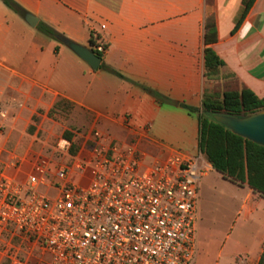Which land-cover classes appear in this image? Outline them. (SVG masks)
Wrapping results in <instances>:
<instances>
[{"label": "crops", "instance_id": "obj_1", "mask_svg": "<svg viewBox=\"0 0 264 264\" xmlns=\"http://www.w3.org/2000/svg\"><path fill=\"white\" fill-rule=\"evenodd\" d=\"M13 1L38 18L32 28L0 1L1 60L9 62L0 67V104L11 111L6 129L22 135L28 127L33 132L29 135L32 143L24 151L14 150L20 158L42 153L51 158L52 165L68 163L66 157L54 160L35 143L45 120L58 111L74 110L89 127L83 132H65L63 137L69 133L71 139H61L73 143L96 129L109 141L127 144L141 135L142 126L151 124L148 139L138 143L150 160L175 151L195 156L199 152L198 121L184 106L201 107L204 22L209 15L216 22L217 40L211 45L215 53L241 85L264 97V0L254 1L234 31L243 0H214L212 5L206 0ZM40 22L94 52L97 46L107 45L101 64L120 77L99 68L92 70L59 40H41ZM13 61L16 67L10 65ZM59 100L70 106L51 114ZM2 159L7 160V155ZM238 186L247 190L238 213L245 218L258 215L264 221V196L246 185ZM205 242L210 244L212 237L207 235ZM262 254L264 236L258 256L248 260L258 264Z\"/></svg>", "mask_w": 264, "mask_h": 264}, {"label": "built area", "instance_id": "obj_2", "mask_svg": "<svg viewBox=\"0 0 264 264\" xmlns=\"http://www.w3.org/2000/svg\"><path fill=\"white\" fill-rule=\"evenodd\" d=\"M7 118L0 104V264H194L200 182L212 170L200 151L150 160L138 143L151 124L127 144L92 129L75 155L60 139L55 152L70 161L55 166L10 153Z\"/></svg>", "mask_w": 264, "mask_h": 264}, {"label": "trees", "instance_id": "obj_3", "mask_svg": "<svg viewBox=\"0 0 264 264\" xmlns=\"http://www.w3.org/2000/svg\"><path fill=\"white\" fill-rule=\"evenodd\" d=\"M6 7L23 17L27 12L13 0H0ZM255 0H243V7L236 21V30ZM214 0H206L212 5ZM37 28L53 40L61 35L44 23ZM204 77L205 88L200 108L184 106V109L197 118L199 126L198 149L210 164L212 169L223 178L238 185H246L253 192L264 196V146L234 134L224 125L214 120L215 115L246 117L264 111V97L259 98L252 90L241 85L234 74L229 72L223 60L215 53L211 45L217 40L215 17L209 15L204 22ZM90 45L94 46L92 36ZM107 47V45H104ZM99 57L102 54L95 51ZM99 69L120 75L101 64ZM70 104L59 100L51 110L53 114L58 109H65ZM71 139V134L64 136ZM82 140L74 141L70 148L72 155L76 154ZM258 264H264L262 254Z\"/></svg>", "mask_w": 264, "mask_h": 264}, {"label": "rangeland", "instance_id": "obj_4", "mask_svg": "<svg viewBox=\"0 0 264 264\" xmlns=\"http://www.w3.org/2000/svg\"><path fill=\"white\" fill-rule=\"evenodd\" d=\"M41 40H52L39 29ZM41 41L44 46L46 42ZM9 48H14L10 46ZM14 50V49H13ZM0 53V67L9 65ZM3 64V65H2ZM10 65L15 66V62ZM8 117L11 111L7 109ZM78 110L64 114L57 112L49 120H45L38 133V143L56 161L62 156L55 152L58 142L65 132H83L88 129ZM36 128V127H35ZM6 149L13 153L24 151L32 143L28 127L24 134L3 129ZM79 142V139L75 140ZM53 196L54 193L50 192ZM247 195V190L223 178L219 173L210 171L201 179L199 189V221H198V257L195 264H256L248 258L255 259L260 249V241L264 236V221L258 215L245 218L238 210ZM212 242L206 244V236ZM237 255V256H236ZM236 256V257H235ZM235 257V258H234Z\"/></svg>", "mask_w": 264, "mask_h": 264}, {"label": "water", "instance_id": "obj_5", "mask_svg": "<svg viewBox=\"0 0 264 264\" xmlns=\"http://www.w3.org/2000/svg\"><path fill=\"white\" fill-rule=\"evenodd\" d=\"M23 18L30 27H36L38 18L29 13H26ZM58 40L92 70H97L100 67L101 57H99L92 48L77 44L64 37H58ZM214 120L224 125L234 134L264 146V111L246 117L215 115Z\"/></svg>", "mask_w": 264, "mask_h": 264}]
</instances>
